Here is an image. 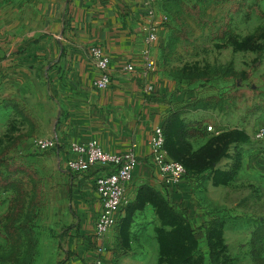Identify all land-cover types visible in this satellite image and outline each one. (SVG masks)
Listing matches in <instances>:
<instances>
[{"label":"rangeland","instance_id":"rangeland-1","mask_svg":"<svg viewBox=\"0 0 264 264\" xmlns=\"http://www.w3.org/2000/svg\"><path fill=\"white\" fill-rule=\"evenodd\" d=\"M176 2L165 68L191 92L187 106L202 109L191 120L202 133L185 140L197 149L220 143L207 159L180 160L188 169L173 192L143 184L130 218L102 239L91 234L102 244L95 252H111L114 264H264V143L252 140L264 124V0ZM31 132L8 109L0 114V264H63L81 210L55 155L38 150Z\"/></svg>","mask_w":264,"mask_h":264},{"label":"crops","instance_id":"crops-1","mask_svg":"<svg viewBox=\"0 0 264 264\" xmlns=\"http://www.w3.org/2000/svg\"><path fill=\"white\" fill-rule=\"evenodd\" d=\"M147 3L156 11L153 19L147 13ZM176 3L0 0V114L8 109L17 121H24L26 131L32 130L29 139L59 141V146L49 151L72 184L81 210L80 237L72 236L75 227L69 231L63 253L68 258L63 264L115 263L111 252L97 256L101 241L90 237L102 209L94 184L101 170L70 171L67 163L75 157L70 150L72 142L96 139L108 152L133 151L138 165L128 190L130 200L143 184L165 194L176 187L163 184L152 161L150 138L156 126L165 130L168 156L188 165L192 155L207 159L208 149L220 143L207 145L208 141L201 140L197 149L185 138L183 144L179 139L182 128L192 125V114L202 109L194 111L187 106L191 92L165 68L166 51L176 32ZM155 26L157 41L149 43L148 34ZM91 45L102 46L110 60L111 83L105 89L94 86L98 72L88 51ZM148 61L154 65L149 67ZM128 64L134 65L133 72L126 70ZM28 120L35 125L33 129ZM255 147L248 156L254 163L260 151ZM201 176L209 177V172ZM126 209L122 221L130 218L131 210L126 213ZM113 243L106 238L105 247ZM120 264H128L126 257Z\"/></svg>","mask_w":264,"mask_h":264},{"label":"built area","instance_id":"built-area-1","mask_svg":"<svg viewBox=\"0 0 264 264\" xmlns=\"http://www.w3.org/2000/svg\"><path fill=\"white\" fill-rule=\"evenodd\" d=\"M147 13L151 19L156 16V11L150 3H147ZM147 40L149 43L157 41L156 26L152 27ZM88 51L98 72L94 86L99 90L105 89L111 83L109 57L100 45H91ZM153 65V62L148 61L149 67ZM134 69L132 64L126 66L128 72H133ZM208 129L211 130L212 127L208 126ZM252 140L256 143H264V124H260L255 129L252 133ZM165 141L163 127L156 126L150 138L152 161L163 184L172 187L181 183L187 169L181 161L168 156ZM35 145L40 151H49L56 149L59 141L55 138H41L36 141ZM70 150L75 155L67 163L70 171L84 173L95 167L101 170L94 184L96 194L102 204V209L95 221V234L98 239H102L119 224L122 211L131 201L128 190L138 165L137 156L133 151L108 152L96 139L72 142Z\"/></svg>","mask_w":264,"mask_h":264},{"label":"trees","instance_id":"trees-1","mask_svg":"<svg viewBox=\"0 0 264 264\" xmlns=\"http://www.w3.org/2000/svg\"><path fill=\"white\" fill-rule=\"evenodd\" d=\"M191 125V124H190ZM196 127H194V126ZM202 130L203 129H201L200 127H198L197 126V123H192V125L191 126H188L187 124H186V126H184L183 128H182V130L179 132V139H180V142L183 144L184 143V138L186 139V137H193V136H197V135H199L200 134V132L202 133ZM163 131H164V134H165V138H166V133H165V130H164V128H163ZM185 142H186V140H185ZM165 143H166V141H165ZM175 160H178V159H175ZM180 161V160H179ZM182 162V161H181ZM183 163V162H182ZM184 164V163H183ZM185 165V164H184ZM186 169H188L187 167H186ZM122 221V220H121ZM72 228H74V226H72V227H69V231L72 229Z\"/></svg>","mask_w":264,"mask_h":264}]
</instances>
